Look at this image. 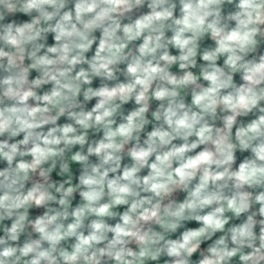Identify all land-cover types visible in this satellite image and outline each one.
<instances>
[{
    "label": "clouds",
    "instance_id": "9594fccd",
    "mask_svg": "<svg viewBox=\"0 0 264 264\" xmlns=\"http://www.w3.org/2000/svg\"><path fill=\"white\" fill-rule=\"evenodd\" d=\"M0 264H264V0H0Z\"/></svg>",
    "mask_w": 264,
    "mask_h": 264
}]
</instances>
